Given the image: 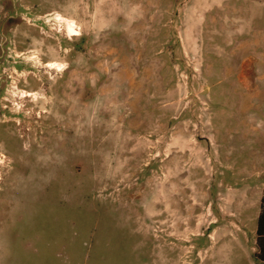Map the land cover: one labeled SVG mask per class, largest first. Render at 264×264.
<instances>
[{"label": "rangeland", "instance_id": "1", "mask_svg": "<svg viewBox=\"0 0 264 264\" xmlns=\"http://www.w3.org/2000/svg\"><path fill=\"white\" fill-rule=\"evenodd\" d=\"M263 197L264 0H0L2 264H264Z\"/></svg>", "mask_w": 264, "mask_h": 264}, {"label": "trees", "instance_id": "2", "mask_svg": "<svg viewBox=\"0 0 264 264\" xmlns=\"http://www.w3.org/2000/svg\"><path fill=\"white\" fill-rule=\"evenodd\" d=\"M261 212L258 217L257 223V245L258 253L257 258L264 262V197L262 198Z\"/></svg>", "mask_w": 264, "mask_h": 264}, {"label": "crops", "instance_id": "3", "mask_svg": "<svg viewBox=\"0 0 264 264\" xmlns=\"http://www.w3.org/2000/svg\"><path fill=\"white\" fill-rule=\"evenodd\" d=\"M6 249H5V238L4 236H0V264L3 263V255L5 253ZM88 258V255H87ZM89 259V258H88Z\"/></svg>", "mask_w": 264, "mask_h": 264}, {"label": "bare ground", "instance_id": "4", "mask_svg": "<svg viewBox=\"0 0 264 264\" xmlns=\"http://www.w3.org/2000/svg\"><path fill=\"white\" fill-rule=\"evenodd\" d=\"M61 16V15H60ZM68 20V19H67ZM68 23H69V27H70V31L73 33V34H78L77 32H76V30H74L73 29V26H74V21H72V20H68ZM55 64V63H54ZM50 65H52L51 63H48V64H46V66H50ZM54 66V65H53ZM24 94V93H23ZM25 95V97H29V96H31V94H24Z\"/></svg>", "mask_w": 264, "mask_h": 264}]
</instances>
